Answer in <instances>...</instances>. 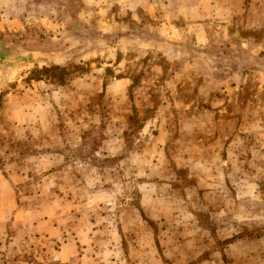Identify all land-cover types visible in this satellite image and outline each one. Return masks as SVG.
I'll return each instance as SVG.
<instances>
[{
    "label": "rangeland",
    "instance_id": "obj_1",
    "mask_svg": "<svg viewBox=\"0 0 264 264\" xmlns=\"http://www.w3.org/2000/svg\"><path fill=\"white\" fill-rule=\"evenodd\" d=\"M0 264H264V0H0Z\"/></svg>",
    "mask_w": 264,
    "mask_h": 264
},
{
    "label": "trees",
    "instance_id": "obj_2",
    "mask_svg": "<svg viewBox=\"0 0 264 264\" xmlns=\"http://www.w3.org/2000/svg\"><path fill=\"white\" fill-rule=\"evenodd\" d=\"M40 72H44V73L59 72V75H58L57 79L55 80L59 84H62L63 83L64 76H65V74H67L64 69H61L59 67H52L50 69H43L41 71L40 70H35V71L32 72V77H34L35 80H38V78L36 77V75L37 74H40ZM61 75H63V76H61ZM29 80H32V78H29Z\"/></svg>",
    "mask_w": 264,
    "mask_h": 264
}]
</instances>
